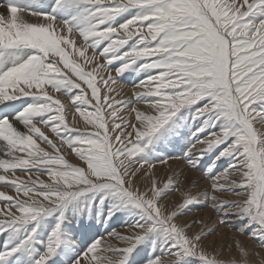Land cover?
Listing matches in <instances>:
<instances>
[{
  "label": "snow or ice",
  "instance_id": "1",
  "mask_svg": "<svg viewBox=\"0 0 264 264\" xmlns=\"http://www.w3.org/2000/svg\"><path fill=\"white\" fill-rule=\"evenodd\" d=\"M185 127L182 155H149ZM173 163L210 183L168 201ZM0 189V264H255L205 241L228 228L264 249V0H0ZM101 193L105 222L139 220L85 246L75 214ZM198 204L218 222L193 232L177 221Z\"/></svg>",
  "mask_w": 264,
  "mask_h": 264
},
{
  "label": "rangeland",
  "instance_id": "2",
  "mask_svg": "<svg viewBox=\"0 0 264 264\" xmlns=\"http://www.w3.org/2000/svg\"><path fill=\"white\" fill-rule=\"evenodd\" d=\"M88 54L91 55V50H89ZM118 66L119 65L117 64V67ZM142 78H143V74L140 72H137V71L126 72L124 76L121 77V82L125 84V90H126L125 92L129 91L128 93L130 94L131 87L134 84L139 83V80ZM72 115H73L72 112L68 113L70 121L72 119ZM192 123L193 122L191 120V117H188V124L191 125ZM182 132L184 133L183 140L177 141L176 144L157 145L155 152L149 153V155L153 159L164 158L168 155H182L183 153L181 149L185 147V145L187 144V140L191 138V133L188 131L187 127L182 129ZM70 159L75 160V157L74 156L70 157ZM209 162H210V158L206 157L205 160L202 161L201 163V168L203 169L204 167H206ZM223 167L225 168L227 167V162H224ZM181 169L184 170L185 174L182 177H180V179L182 180V184L184 183L183 185L182 184L180 185V191H179L180 193L179 192H176L177 194L173 193L171 196L167 198L168 201H171V202L173 201V203L182 202V197H181L182 192L191 191L193 195H196L202 192L207 187V185L210 183V181H208L206 178H203L201 176L200 172L191 171L187 169L183 163H179V164L173 163L171 169H168L166 167H161L160 176L163 179L165 173L166 174L168 173V175H171L173 170H175L176 172H179ZM188 175L189 176L191 175V176L189 177ZM0 190L6 191V192L13 191L11 189H0ZM174 194H176V196H174ZM179 194L180 196H178ZM103 195H104L103 193H101L100 195H95V196L94 194H89V197L87 200H82L80 202L79 204L80 211L75 214L76 223L74 226V234L80 237L85 242V246L87 245V243H91L92 239H94L96 236L103 235L106 232L112 231L113 229H118V228L130 225L139 220V215L137 214V210L122 209L116 212V214L112 217L111 221L105 222V218L107 217L109 211L112 210L113 204L115 203V201L113 200L112 197H108L104 200L103 205H101L100 199ZM230 198L236 199L237 197H230ZM93 199H94V202L89 207V201ZM69 215L70 216L73 215L71 210L69 211ZM194 220L203 221V223L202 224L197 223L196 227L192 229L193 232L199 231L201 227H204V225H208L209 227H212L218 222V218L214 214V211L211 210L210 207L206 208L204 204L196 205L193 208L192 213H190L186 217H181L177 222L183 224L186 222L190 223L191 221H194ZM51 222H54L53 218H49L48 221H46V223H51ZM241 224L242 222L238 221L236 225H234V227H240ZM221 229L218 235H216L217 237L211 236L205 241V245L210 251L213 249H215L217 252L223 251L224 255L221 257L222 259H229L233 255L238 257L239 253L236 251V243H235V239H238L249 250L255 249L257 252L261 254L260 256L254 255L252 257V259L255 261V264H259L261 256H264V249L259 248L257 243L249 239L247 236L240 235L238 232H233L229 230L228 228H223L222 230ZM3 239H4L3 237H0V244L3 243ZM209 242L212 243V245ZM113 243L116 244L118 242L113 241ZM149 251H151L150 246H149ZM65 259H66L65 257L61 256L62 261Z\"/></svg>",
  "mask_w": 264,
  "mask_h": 264
},
{
  "label": "bare ground",
  "instance_id": "3",
  "mask_svg": "<svg viewBox=\"0 0 264 264\" xmlns=\"http://www.w3.org/2000/svg\"><path fill=\"white\" fill-rule=\"evenodd\" d=\"M127 88H128V87H127ZM127 88H126V89H127ZM125 91H126V90H125ZM128 92H129V91H128ZM128 92H127V93H128ZM161 171H162V170H161ZM163 172H164V171H163ZM165 172H166V171H165ZM190 172H191V171H190ZM190 172H189V173H190ZM195 173H196V172H195ZM159 174H160V173H159ZM163 174H164V173H163ZM184 174H185V173H184ZM165 175H166V173H165ZM165 175H164V176H165ZM167 175H168V173H167ZM185 176H187V175H185ZM185 176H184V177H185ZM188 176H189V175H188ZM190 176H191V175H190ZM190 176H189V177H190ZM185 179H186V178H185ZM185 182H186V181H185ZM199 182H200V181H199ZM201 182H202V181H201ZM183 184H184V183H183ZM183 184H182V185H183ZM201 184H202V183H201ZM181 189H182V188H181ZM10 191H11V190H10ZM179 193H180V192H179ZM176 194H177V193H176ZM176 194H174V196H176ZM178 196H180V194H179ZM171 198H172V197H171ZM174 198H176V197H174ZM175 200H176V199H175ZM172 202H173V201H172ZM211 210H212V209H211ZM192 216H193V215H192ZM192 216H191V217H192ZM202 219H203V218H202ZM222 229H223V228H222ZM222 229H221V230H222ZM222 232H223V231H222ZM225 233H226V232H225ZM217 235H218V234H217ZM215 236H216V235H215ZM216 237H217V236H216ZM218 238H219V237H218ZM213 239H214V238H213ZM216 239H217V238H216ZM245 242H246V241H245ZM209 243H210V242H209ZM210 244L212 245V243H210ZM206 247H207V246H206ZM209 248H210V247H209ZM257 260H258V259H257Z\"/></svg>",
  "mask_w": 264,
  "mask_h": 264
}]
</instances>
